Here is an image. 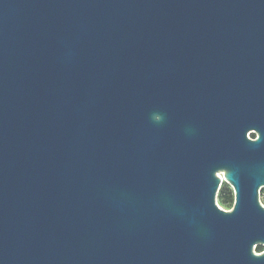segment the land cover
Instances as JSON below:
<instances>
[{
	"label": "water",
	"instance_id": "95a60500",
	"mask_svg": "<svg viewBox=\"0 0 264 264\" xmlns=\"http://www.w3.org/2000/svg\"><path fill=\"white\" fill-rule=\"evenodd\" d=\"M261 188L264 0H0V264H264Z\"/></svg>",
	"mask_w": 264,
	"mask_h": 264
},
{
	"label": "trees",
	"instance_id": "16d2710c",
	"mask_svg": "<svg viewBox=\"0 0 264 264\" xmlns=\"http://www.w3.org/2000/svg\"><path fill=\"white\" fill-rule=\"evenodd\" d=\"M249 137L254 138V134H249ZM261 190H264V188H262ZM218 201L219 205L226 210H228L232 205L233 195L231 190L225 184L220 188L218 192ZM263 250L264 247L256 246V253H261L263 252Z\"/></svg>",
	"mask_w": 264,
	"mask_h": 264
},
{
	"label": "built area",
	"instance_id": "2783aa9c",
	"mask_svg": "<svg viewBox=\"0 0 264 264\" xmlns=\"http://www.w3.org/2000/svg\"><path fill=\"white\" fill-rule=\"evenodd\" d=\"M249 137V135H247ZM218 178H219V185L217 187V190H216V193H215V205L219 208V209H222V210H226L224 209L223 207H221L219 205V201H218V192H219V189L220 187L225 183L224 179H223V174L221 172H218L215 174ZM261 190V189H260ZM260 190L258 191V201L259 203L261 204L262 207H264V204L261 202V199H260ZM229 211V209H228Z\"/></svg>",
	"mask_w": 264,
	"mask_h": 264
},
{
	"label": "rangeland",
	"instance_id": "374dc122",
	"mask_svg": "<svg viewBox=\"0 0 264 264\" xmlns=\"http://www.w3.org/2000/svg\"><path fill=\"white\" fill-rule=\"evenodd\" d=\"M260 199H261V202L264 204V190L260 191ZM254 251L256 252V248L254 249Z\"/></svg>",
	"mask_w": 264,
	"mask_h": 264
},
{
	"label": "flooded vegetation",
	"instance_id": "af4514ba",
	"mask_svg": "<svg viewBox=\"0 0 264 264\" xmlns=\"http://www.w3.org/2000/svg\"><path fill=\"white\" fill-rule=\"evenodd\" d=\"M224 184H225V185H226V186H227V187H228V188L231 190V192H232V195H233V191H232V188H231V186H230V185H228V184H226V183H224ZM224 184H223V185H224ZM218 185H219V184H218ZM223 185H222V186H223ZM222 186H221V187H222ZM221 187H220V188H221ZM261 189H262V188H261ZM219 190H220V189H219ZM232 204H233V202H232ZM231 207H232V205H231ZM231 207L229 208V210H231Z\"/></svg>",
	"mask_w": 264,
	"mask_h": 264
}]
</instances>
